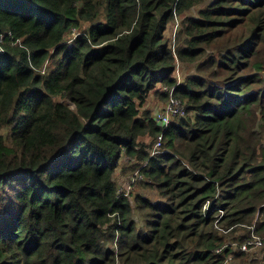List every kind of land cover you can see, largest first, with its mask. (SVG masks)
<instances>
[{
  "label": "trees",
  "instance_id": "trees-1",
  "mask_svg": "<svg viewBox=\"0 0 264 264\" xmlns=\"http://www.w3.org/2000/svg\"><path fill=\"white\" fill-rule=\"evenodd\" d=\"M203 2L0 0V264H264V0Z\"/></svg>",
  "mask_w": 264,
  "mask_h": 264
},
{
  "label": "rangeland",
  "instance_id": "rangeland-1",
  "mask_svg": "<svg viewBox=\"0 0 264 264\" xmlns=\"http://www.w3.org/2000/svg\"><path fill=\"white\" fill-rule=\"evenodd\" d=\"M214 1H216V0H204L203 4H201L200 7L204 8ZM198 10H199V8H194L188 14L195 16V15H197ZM181 20L182 19L178 17L170 28L173 44L176 43V36L178 35V28H179V25L181 23ZM196 65L197 64L193 63V62L192 63H183L177 59L176 77L178 79V82L179 83L182 82L188 76H197ZM168 90H170L169 87H168ZM165 91H167V90L165 89ZM164 104H165L164 101L160 100L156 95L152 94L150 96V98L148 99L147 103L145 104L144 108L150 109L152 111V113L155 114V116H156V114L159 112V110L163 107ZM142 140L147 144L148 143L151 144L153 141V139H151V140L142 139ZM154 143H155V140L153 141V146H154ZM153 146H152V148H153ZM152 148H150L149 150H153ZM135 162L136 161H130L129 158L122 159L121 165L118 167V169L116 171V180L118 182L119 190L124 186V184H127V185L129 184L131 177L133 175V172L136 170V169H132V166L134 165ZM142 193L147 195V196H150L152 199H156V197L159 196V194L155 191L143 190ZM139 223L141 226L145 225V222L143 220H139ZM251 230H253V228ZM228 231L229 230H225V232H228ZM256 235H258V234H256ZM251 236H252V232H251L249 238H251ZM255 248H257V247H253L251 249H255Z\"/></svg>",
  "mask_w": 264,
  "mask_h": 264
},
{
  "label": "built area",
  "instance_id": "built-area-1",
  "mask_svg": "<svg viewBox=\"0 0 264 264\" xmlns=\"http://www.w3.org/2000/svg\"><path fill=\"white\" fill-rule=\"evenodd\" d=\"M3 37L4 35H2V38ZM0 50H3V47L1 45H0ZM165 89L168 90V87H165ZM169 92H170V95H169L167 102L163 105V107L156 114V120L159 123V125L163 127V129L168 128V126L176 118L185 116L187 114V104L181 98H179L178 96L174 94V89L169 90ZM162 145H163V136L161 134L157 139H155V143L153 146L151 156L158 153ZM146 166H147V162L143 163V165L132 175L127 188L125 189V187L123 186L119 190V192L130 194L132 184L139 180L144 179V175L141 172V169ZM208 209H210L209 203H207L204 206V212H206ZM222 214H223V211H221V215ZM263 245H264V239L261 236L256 235L255 228L253 227L251 238H249L247 241H245L241 245V250L248 251L253 247H261ZM220 250L221 249H218L217 251H220Z\"/></svg>",
  "mask_w": 264,
  "mask_h": 264
},
{
  "label": "crops",
  "instance_id": "crops-1",
  "mask_svg": "<svg viewBox=\"0 0 264 264\" xmlns=\"http://www.w3.org/2000/svg\"><path fill=\"white\" fill-rule=\"evenodd\" d=\"M150 191V190H149ZM156 192V191H155ZM159 196L156 197V200L158 199Z\"/></svg>",
  "mask_w": 264,
  "mask_h": 264
},
{
  "label": "bare ground",
  "instance_id": "bare-ground-1",
  "mask_svg": "<svg viewBox=\"0 0 264 264\" xmlns=\"http://www.w3.org/2000/svg\"><path fill=\"white\" fill-rule=\"evenodd\" d=\"M14 178V177H13ZM16 178V177H15ZM20 239V238H19ZM18 240V239H17Z\"/></svg>",
  "mask_w": 264,
  "mask_h": 264
}]
</instances>
